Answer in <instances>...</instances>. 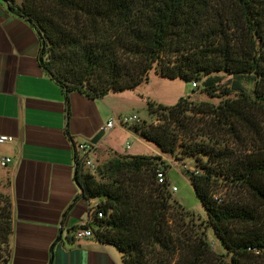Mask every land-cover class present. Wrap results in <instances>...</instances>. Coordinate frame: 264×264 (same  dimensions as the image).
I'll list each match as a JSON object with an SVG mask.
<instances>
[{"label":"trees","instance_id":"16d2710c","mask_svg":"<svg viewBox=\"0 0 264 264\" xmlns=\"http://www.w3.org/2000/svg\"><path fill=\"white\" fill-rule=\"evenodd\" d=\"M6 1L38 32L41 64L68 94L132 91L155 68L220 101H149L153 121L131 127L162 153L196 160L189 180L205 221L178 208L167 176L158 184L169 168L160 156L113 152L95 171L76 162L84 197L103 199L89 221L96 240L116 247L123 264H264V0ZM218 185L248 201L218 198ZM12 234V202L0 194V264Z\"/></svg>","mask_w":264,"mask_h":264},{"label":"crops","instance_id":"0c3cea01","mask_svg":"<svg viewBox=\"0 0 264 264\" xmlns=\"http://www.w3.org/2000/svg\"><path fill=\"white\" fill-rule=\"evenodd\" d=\"M41 49L36 29L0 0V135L16 138L0 145V155L13 159L7 168L0 167V194L12 202L6 261L123 264L116 247L95 237L75 240L73 235L100 203L86 199L75 179V147L104 130L123 98L121 93L99 99L68 94L42 66ZM125 130L117 126L107 131L94 149L109 158L117 152L110 143L119 134L128 138ZM128 145L126 151L132 149Z\"/></svg>","mask_w":264,"mask_h":264},{"label":"rangeland","instance_id":"374dc122","mask_svg":"<svg viewBox=\"0 0 264 264\" xmlns=\"http://www.w3.org/2000/svg\"><path fill=\"white\" fill-rule=\"evenodd\" d=\"M229 33L234 37L238 35V31H236L235 29L230 30ZM220 76H223L222 84L228 83L230 77L224 75ZM120 96V98H123L121 99L122 102L119 103V107L117 110L118 112H115L116 114L112 117L118 119L120 117H131L133 115H136L142 123H151L153 121L148 111L149 101H154L166 106H173L182 98H188L194 103L207 101L213 104H219L220 102L217 99H209L207 95H204L200 92V89L193 88L191 82H186L180 79L170 80L167 78H163L160 74L157 73L155 68L150 72L149 80L147 82L142 83L132 91L122 92ZM131 127L132 126L123 127L124 129H126L125 132L128 134V138L124 137V133L119 134L117 137H115L114 142L110 143L111 146L118 153L122 152L123 154L126 153L127 155L131 156H160L163 161L169 166L166 176L169 183V191L172 194L173 201L177 203L179 209L181 208L184 212L195 215L197 224L204 222L207 218L206 211L202 206L199 198L197 197L188 177V173L190 171H198L196 160L193 157H187L184 160H177L175 157L169 154L162 153L155 144L149 143L147 141H142L144 143H141V139L138 138L133 130H131ZM227 139L230 143L231 141L229 140V138ZM128 141L132 148L130 151H126V142ZM87 143L90 144L91 141H88ZM232 146H234V150L236 153H243V146H240L236 142L234 143V145L232 144ZM97 153L98 152L95 149L93 160L95 161L96 166L108 162L113 157L112 152H110L111 154L109 155V158L106 157V155ZM173 187L177 188L176 192L172 191ZM236 192V190H228V187H225L224 185H218L215 191L218 198L234 199V202H240L242 200L243 202L248 201L247 195H242L240 193L237 194ZM102 200L103 199L100 198L92 199V201L95 203L101 202ZM189 221L190 220L188 219L187 223H189ZM208 236L214 250L218 253H222V245L215 236L212 229H209Z\"/></svg>","mask_w":264,"mask_h":264},{"label":"built area","instance_id":"2783aa9c","mask_svg":"<svg viewBox=\"0 0 264 264\" xmlns=\"http://www.w3.org/2000/svg\"><path fill=\"white\" fill-rule=\"evenodd\" d=\"M193 88H197V83H193ZM141 120L136 116L133 115L131 117H120L116 119L115 117H111L110 120L107 122L104 130L111 131L117 126L121 127H128V126H134L137 124H141ZM16 142V138L12 136L7 135H0V145L4 144H12ZM95 146L93 144L88 143H81L77 144L76 149V157H75V163H80L83 168L90 171H95L97 166L95 164V161L93 160V154L95 151ZM130 148V145L127 146V149ZM13 162V159L9 156H3L0 155V167L7 168L11 163ZM196 174L199 172L196 170ZM157 179L158 184H165L166 183V174L163 171H158L157 173ZM173 192L177 191L176 187L172 188ZM99 218H103V214H99ZM90 221V220H89ZM89 221L82 223L80 226L75 228L73 235L75 240H83V239H89L94 237V231L89 227Z\"/></svg>","mask_w":264,"mask_h":264},{"label":"water","instance_id":"95a60500","mask_svg":"<svg viewBox=\"0 0 264 264\" xmlns=\"http://www.w3.org/2000/svg\"><path fill=\"white\" fill-rule=\"evenodd\" d=\"M106 131L102 130V132L100 134H98L92 141L91 144H93L94 146H96L99 141L104 137ZM135 134H138L137 132L134 131ZM76 169H75V175L78 173V165L76 164ZM188 177H191V172L188 173ZM181 209V208H180ZM3 264H8V262H4Z\"/></svg>","mask_w":264,"mask_h":264}]
</instances>
